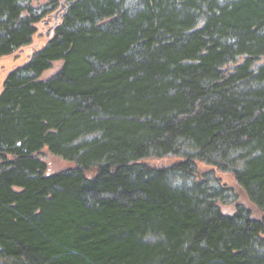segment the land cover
Segmentation results:
<instances>
[{"label":"trees","instance_id":"1","mask_svg":"<svg viewBox=\"0 0 264 264\" xmlns=\"http://www.w3.org/2000/svg\"><path fill=\"white\" fill-rule=\"evenodd\" d=\"M62 4L0 94V264H264V0H0V58Z\"/></svg>","mask_w":264,"mask_h":264},{"label":"rangeland","instance_id":"2","mask_svg":"<svg viewBox=\"0 0 264 264\" xmlns=\"http://www.w3.org/2000/svg\"><path fill=\"white\" fill-rule=\"evenodd\" d=\"M62 11L63 10H61V7H60L58 11L52 14V16L50 15L44 18L41 22H39L36 25V33L34 34L33 42L31 45L26 46L23 49H20L14 52L13 54L0 58V94L3 91V84L5 82L8 72L18 67H21L27 62H29L32 56L34 55V53L40 50L41 48H43L46 42L52 38L54 27L58 23L59 15H61L60 13ZM55 15H57V18H55ZM49 30H50V33H49V36H47L46 34ZM60 65H61L60 62L54 63L52 69L46 71L44 75L42 76V78L46 79L52 76L53 74H55V72L58 70ZM40 158L44 163L47 164L49 172H53V173L61 172V171H65L73 167V163L62 160L59 157H54L48 154L46 150L42 151ZM175 160H176L175 158H168V159L158 160V161H153V160H148V161L151 162V164L161 166L163 164L165 165L171 164ZM197 171L200 174L203 172H209V171L212 172L213 176H211V181L214 178H216L219 180L221 185H224L225 187L232 190V191L226 192L225 201L227 205L226 207L221 206L223 211L233 212V210L235 209L236 203H242L247 209H250L252 211V214L254 215L255 218H260V213L257 210L256 206L248 201V198L246 197L242 189L239 187V185L235 181V178L232 173L221 172V171H218L216 168H212L210 166H206L201 163L197 164ZM212 184L215 186H218L216 181H212ZM233 195H237V197L235 198V196ZM234 200H236V202L233 203Z\"/></svg>","mask_w":264,"mask_h":264},{"label":"water","instance_id":"3","mask_svg":"<svg viewBox=\"0 0 264 264\" xmlns=\"http://www.w3.org/2000/svg\"><path fill=\"white\" fill-rule=\"evenodd\" d=\"M61 10H65V6L64 5H62L61 6ZM57 15H58V13H57ZM57 15H55V18H57ZM49 33H50V30L47 32V36H49Z\"/></svg>","mask_w":264,"mask_h":264}]
</instances>
